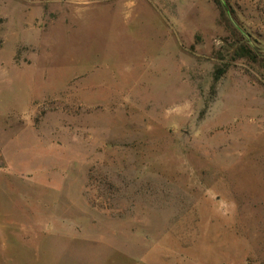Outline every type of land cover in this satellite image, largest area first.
Masks as SVG:
<instances>
[{
    "label": "rangeland",
    "instance_id": "374dc122",
    "mask_svg": "<svg viewBox=\"0 0 264 264\" xmlns=\"http://www.w3.org/2000/svg\"><path fill=\"white\" fill-rule=\"evenodd\" d=\"M0 172V264H264V0H0Z\"/></svg>",
    "mask_w": 264,
    "mask_h": 264
},
{
    "label": "crops",
    "instance_id": "0c3cea01",
    "mask_svg": "<svg viewBox=\"0 0 264 264\" xmlns=\"http://www.w3.org/2000/svg\"><path fill=\"white\" fill-rule=\"evenodd\" d=\"M51 1H57V0H51ZM69 1L79 2V1H82V0H69ZM0 175H1V172H0ZM8 224L10 225L9 222H6L5 220H0V235L1 236H6V235H4L5 234V230H6L5 227H7ZM2 250H6V245H3Z\"/></svg>",
    "mask_w": 264,
    "mask_h": 264
},
{
    "label": "water",
    "instance_id": "95a60500",
    "mask_svg": "<svg viewBox=\"0 0 264 264\" xmlns=\"http://www.w3.org/2000/svg\"><path fill=\"white\" fill-rule=\"evenodd\" d=\"M219 2L221 3L222 6L225 5V0H219ZM234 24V23H233ZM235 25V24H234ZM236 26V25H235Z\"/></svg>",
    "mask_w": 264,
    "mask_h": 264
}]
</instances>
